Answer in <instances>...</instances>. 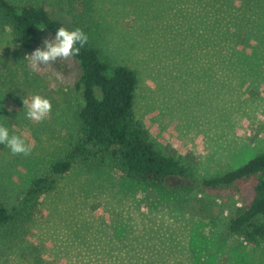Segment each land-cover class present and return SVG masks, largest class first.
<instances>
[{
	"label": "rangeland",
	"instance_id": "obj_1",
	"mask_svg": "<svg viewBox=\"0 0 264 264\" xmlns=\"http://www.w3.org/2000/svg\"><path fill=\"white\" fill-rule=\"evenodd\" d=\"M6 1L44 8L67 29L83 30L104 62L132 69L135 119L193 179L264 151V0ZM45 39L54 37L39 33L23 53L0 23V125L32 149L13 155L0 144V203L9 210L20 209L31 180L79 136L77 63L70 57L32 72L25 59ZM36 94L52 104L42 122L28 119L23 103ZM255 183L185 192L174 189L178 178L165 187L137 183L108 158L77 163L0 229V264H264V240L225 237Z\"/></svg>",
	"mask_w": 264,
	"mask_h": 264
},
{
	"label": "trees",
	"instance_id": "obj_2",
	"mask_svg": "<svg viewBox=\"0 0 264 264\" xmlns=\"http://www.w3.org/2000/svg\"><path fill=\"white\" fill-rule=\"evenodd\" d=\"M0 23L10 30L13 43L26 54L33 49L39 33L46 32L55 37L58 28L67 29L42 7L17 6L6 0H0ZM229 32L224 39L231 40ZM88 40L80 54L71 57L78 68L73 90L83 100V106L77 113L78 139L70 144L64 155L50 162L46 174L31 180L19 210H9L0 203V229L29 212L37 198L53 189L55 179L77 163L87 165L93 160L108 158L137 183L165 187L168 179L178 178L183 184L174 189L185 192L223 189L255 177L253 198L245 208L238 209L229 218L225 237L237 236L253 245L263 241L264 225L258 218L264 219V151L239 167L211 179H193L185 165L155 148L147 131L135 119L136 73L126 66H111L104 62L93 42ZM228 43L231 48V42Z\"/></svg>",
	"mask_w": 264,
	"mask_h": 264
},
{
	"label": "clouds",
	"instance_id": "obj_3",
	"mask_svg": "<svg viewBox=\"0 0 264 264\" xmlns=\"http://www.w3.org/2000/svg\"><path fill=\"white\" fill-rule=\"evenodd\" d=\"M87 42L88 36L83 30L76 28L70 31L60 27L55 31L54 39H45L43 47L37 48L25 59L30 62V70L38 72L42 67L54 64L57 60L78 56ZM23 103L28 108L27 118L36 122H42L52 111L50 100L39 94L33 95L30 101L23 100ZM0 144L8 147L13 155L27 156L32 151L24 138L10 136L8 129L3 125H0Z\"/></svg>",
	"mask_w": 264,
	"mask_h": 264
}]
</instances>
